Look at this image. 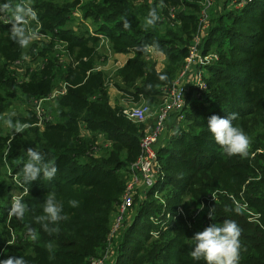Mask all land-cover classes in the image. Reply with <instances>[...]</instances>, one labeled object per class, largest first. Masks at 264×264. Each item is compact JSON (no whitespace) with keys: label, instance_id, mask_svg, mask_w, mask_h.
Masks as SVG:
<instances>
[{"label":"trees","instance_id":"obj_1","mask_svg":"<svg viewBox=\"0 0 264 264\" xmlns=\"http://www.w3.org/2000/svg\"><path fill=\"white\" fill-rule=\"evenodd\" d=\"M161 1L180 9L176 10L179 25L166 21L146 28L145 17L153 6L144 0H33L40 32L52 39L39 50L41 68L21 79L11 67L24 49L10 39L11 25H0V115L3 104L17 96L24 101L44 99L58 82L67 83L66 93L49 101L54 121H39L32 113L17 119L29 125L23 133L11 138L0 131V260L12 255L24 256L29 264H88L104 252L127 168L140 154L143 128L126 118L122 107L109 104L107 75L96 69L98 39L69 26L70 12L79 7L83 17L104 33L111 53L133 52L114 75L123 86L118 82L115 86L135 101L140 97L150 101L182 65L200 11V0ZM124 17L131 22L129 29L123 27ZM211 20L204 48L215 51L217 59L208 66V89L197 101L188 100L182 120L186 127L159 146L163 179L132 209L131 222L112 247L114 264H204L189 255L191 239L209 222L222 225L225 219L235 220L243 230L239 264H264V0L220 12ZM58 40L66 42L67 59L62 60L55 47ZM154 42L166 56L167 66L161 70L145 59L143 46ZM159 74L166 80H159ZM231 113L237 114L233 125L249 137L246 157L228 156L207 128L210 116ZM81 124L96 140L99 135L109 139L110 148L91 155L95 138L81 137ZM29 147L57 165L55 178L22 182ZM13 178L23 183L21 198L28 206L22 220L8 214ZM154 190L163 191L165 211L174 213L181 206L186 214L170 219L169 227L157 237L151 235L157 227L151 216L158 215L163 205L153 196ZM48 193L55 194L67 219L45 230L36 218L43 215ZM70 200L78 201V207L73 208ZM29 227L36 230L35 240Z\"/></svg>","mask_w":264,"mask_h":264},{"label":"built area","instance_id":"obj_2","mask_svg":"<svg viewBox=\"0 0 264 264\" xmlns=\"http://www.w3.org/2000/svg\"><path fill=\"white\" fill-rule=\"evenodd\" d=\"M142 0H137V2ZM150 2L153 0H144ZM220 0H200V11L198 14L197 27L188 42L187 54L183 59L182 65L174 78L166 85L161 86L159 94L151 103H144L129 109H123V113L129 120L137 123L148 125L151 127L149 131L142 132L140 137V154L137 159L130 163L127 168V180L125 182L124 190L120 196L116 209L112 214L109 233L107 236V245L104 252L100 256L93 257L89 260L88 264H109L113 255L114 241L122 234L123 229L128 225L134 215L131 216L132 206L143 203L150 195L151 189L163 179V169L158 158V149L161 144H166L171 136L176 132L175 126L184 119V110L188 104V100L202 97L203 93L207 91L208 84L207 78L209 75L208 66L217 59L215 51H205L204 40L210 29V8H215ZM13 5L17 3H30L32 0H11ZM230 5L231 10H237L245 7L252 0H226ZM1 3V2H0ZM158 4L157 10L160 16L158 22H170L173 25H179L176 17V9L171 6H165L161 0H156ZM33 7V6H32ZM36 11V10H35ZM72 23L78 25L87 22L88 18L83 17L81 9L75 8L70 12ZM89 20V19H88ZM1 24H7L0 20ZM40 21H30L27 28L39 34V39L36 41L48 43L52 38L48 33L40 32ZM93 36L100 38V46H104L109 50L108 40L104 33L95 30L92 32ZM35 42V41H34ZM66 42L58 40L55 47L61 54V59H67L68 54L65 50ZM99 53V52H98ZM42 61V58H39ZM42 63V62H41ZM41 68V65L39 66ZM38 68V69H39ZM96 69H100L97 65ZM28 78V77H27ZM191 87V97L187 99ZM67 83L60 82L59 85L48 94L44 99L34 100L37 110L35 115L39 121H52L50 117H45L40 113L41 104L46 101H52L55 98L66 93ZM193 98V99H192ZM54 121V120H53ZM95 141L91 155L97 156L100 151H104L111 146V141L99 135ZM159 190L153 191V196L157 198L163 205L162 211L158 215L151 216L152 221L157 225L155 230L151 231L152 237H157L160 232L169 227V220L176 219L178 215L186 217L185 212L181 206L176 207V211H165V201L160 196ZM245 208V204H241ZM203 206L197 208L192 214L191 220L194 221L198 212L202 210ZM209 218V217H208ZM188 225L191 223L187 220ZM211 223H208V226Z\"/></svg>","mask_w":264,"mask_h":264},{"label":"clouds","instance_id":"obj_3","mask_svg":"<svg viewBox=\"0 0 264 264\" xmlns=\"http://www.w3.org/2000/svg\"><path fill=\"white\" fill-rule=\"evenodd\" d=\"M0 20L10 24V39L18 43L21 48L26 49L29 45L39 39V34L27 28L30 21L38 22V15L30 3H17L13 5L11 0H5L0 3ZM160 20L157 8L153 7L148 11L145 17V27L154 26ZM124 29L131 27V22L127 17L123 18ZM144 51L153 54H161L162 49L158 42L145 44ZM24 59L28 57L25 54ZM158 79L166 80V75L159 74ZM149 88L151 85L148 86ZM237 119L236 113H231L227 117L212 115L208 118L207 128L213 135L215 142L221 146L228 156L239 155L246 157L249 152L250 140L242 129L233 125V121ZM9 128L14 134L23 133L29 125L21 123L9 118L6 121ZM27 161L24 163L21 170L22 182L30 184L43 176L45 180L55 178L58 167L54 162L45 159V154L29 147L26 149ZM69 204L75 208L79 202L70 200ZM27 204L20 197H14L9 216L22 220L26 211ZM226 211L230 209L226 208ZM63 206L56 200L54 193H48L43 205V215L37 217V222L43 223L45 230L49 224H56L61 220L67 219L62 215ZM215 213V208L212 207L208 211V217L212 220ZM29 236L35 240L37 238L36 230L29 227ZM56 231V229H51ZM242 228L235 220L225 219L222 225L212 223L203 231L195 233L193 238L192 250L189 255L193 261H204V264H239L241 250V235ZM49 250L51 244H49ZM0 264H29V261L24 256L9 255L6 259L0 260Z\"/></svg>","mask_w":264,"mask_h":264},{"label":"rangeland","instance_id":"obj_4","mask_svg":"<svg viewBox=\"0 0 264 264\" xmlns=\"http://www.w3.org/2000/svg\"><path fill=\"white\" fill-rule=\"evenodd\" d=\"M34 1L36 3L38 0H34ZM54 1L62 2L64 0H54ZM147 3H149V5H151L155 8L158 7L156 0H153V1H150ZM218 5L219 4H216V6H218ZM222 9H223V7H222ZM176 10L179 11L180 9H176ZM223 10H219V12L213 11V6H212L210 8V13H211L210 19H215L217 14H219L220 12H224ZM210 22H211L210 26H212L213 25L212 20H210ZM83 23L85 24L84 27L79 29V30H76V31H86V33L88 35L92 36L91 33L96 30L95 23L92 22L91 20H88V19H87V22H83ZM73 24L74 23H69V26H73ZM94 37H96V36H94ZM96 38L98 39L96 45H97V49L99 51L98 56H97L98 57L97 63L102 65V68L105 72V75H107L106 76L107 88H108V86L109 87L114 86L116 88V86H115L116 82H118L120 85L123 86L122 81H120V79L118 77H115L114 75H115V72L121 67L120 61H122V59H124V57L119 55V58L121 57V60L119 58L117 59L116 56L113 53L109 52L106 48H104V46H100V44H101L100 38H98V37H96ZM43 45H44L43 42L40 43L38 41H35V42H32L28 48L24 49L22 56L11 67L13 73L15 74V76L18 79L24 78V76L26 74L28 75V77H31L33 75V73L38 70L39 66L41 65V60L38 57V53H39V50L43 49ZM25 54L28 57L27 60L24 59ZM145 59L150 64H154L155 68L158 70L164 69L167 66L166 56H165V53H163V51L161 54H153L151 52H147ZM179 69H178V71H179ZM57 85H59V82L56 84V86ZM191 94H192V91L188 94L187 99H189V96L191 97ZM113 100H115V99H113V97H112L111 101L113 102ZM152 101L153 100L149 101V100L144 99L142 97H140V100L135 101L131 94L124 93V92H122L119 96V102L121 103L122 109H129V108H132V107L144 104V103H151ZM192 102H195L194 99L190 103H192ZM46 103L47 104L45 106L43 104H41L40 113L43 114V112H44V116L42 118L44 119L45 117L46 118L50 117L53 119L55 117V115L53 114L54 112L51 109H49L53 105L49 101H46ZM2 110H3V113L0 115V131L5 135H10L11 138L14 137L16 134H14L13 130L11 128H9L6 124V121L9 118H11L13 120V122H15V121H17L18 117H25V116L31 115L32 113H37L34 102L33 101H24V98L22 96H17L16 98H14L12 100L7 101L5 104H3ZM49 110H51L50 113L48 112ZM184 122H181L178 125H176L175 129L177 130L179 128H183V127L185 128L187 123H184ZM149 130L150 129H148L147 131H149ZM80 136L86 137L89 139L95 138V141H96V137L91 132H89V131L87 132L84 129L83 124L80 125ZM100 140H101V138L99 137L98 141L100 142ZM102 153H103V151L102 152L100 151L99 155H101ZM13 181H14L15 185H14V188L12 190L11 204H12L14 197H20L21 198V196L23 194H25L20 189V187H22L23 183L20 184L18 182L17 178H13ZM162 194H163V191L160 192V196H162ZM162 198H163V196H162ZM132 208H133V210H135L136 207L132 206ZM132 214H133V212H131V216H132ZM126 226L124 227V229L126 228ZM124 229H123V231H124Z\"/></svg>","mask_w":264,"mask_h":264},{"label":"crops","instance_id":"obj_5","mask_svg":"<svg viewBox=\"0 0 264 264\" xmlns=\"http://www.w3.org/2000/svg\"><path fill=\"white\" fill-rule=\"evenodd\" d=\"M33 1V0H32ZM217 4H219L218 6H215V8L213 9V11H217V12H219V10H223V11H231V7H230V5L229 4H227V2H226V0H220ZM222 7H223V9H222ZM84 23H81V24H78V25H76V24H73V29L74 30H76V29H81V28H83L84 27ZM77 26V27H76ZM79 26V27H78ZM91 35H92V33H91ZM93 36V35H92ZM115 56H116V58L118 59L119 58V55L120 56H123L124 57V59H122V61H120V64H121V66L125 63V61L129 58V57H131L132 55H133V52L132 51H129V52H127V53H113ZM120 60H121V57L119 58ZM96 65H98V66H100V69H103L102 68V65H100L99 63H96ZM158 70V69H157ZM190 91H191V87H190ZM121 91L120 90H117L114 86L113 87H109L108 86V88H107V93H108V101H109V104L112 106V107H114V106H118V107H122L121 106V103L119 102V96H120V94L122 93H120ZM112 97H113V99H115V100H113V102L111 101L112 100ZM47 103L46 102H44L43 103V105L45 106ZM49 113H50V111H49ZM140 126L143 128V130H142V132H145V131H147L148 129H150L151 127L148 125V123H146L145 125H142V124H140ZM87 131V130H86ZM88 132V131H87ZM114 257H112L111 259H110V264H114V259H113Z\"/></svg>","mask_w":264,"mask_h":264}]
</instances>
